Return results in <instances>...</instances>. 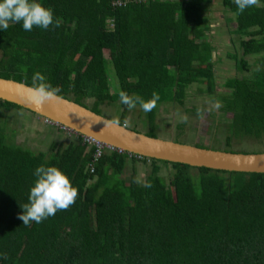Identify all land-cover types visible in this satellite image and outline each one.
Returning <instances> with one entry per match:
<instances>
[{
	"label": "trees",
	"instance_id": "obj_1",
	"mask_svg": "<svg viewBox=\"0 0 264 264\" xmlns=\"http://www.w3.org/2000/svg\"><path fill=\"white\" fill-rule=\"evenodd\" d=\"M38 2L62 23L25 31L22 22H10L0 29V78L34 87L40 73L44 83L60 89L58 96L102 115L112 100L111 64L120 92L145 101L158 95L146 113L150 137H157L161 105L184 107L196 83L214 93L215 49L203 18L212 0ZM222 4L233 15L230 33L240 36L243 52L241 58L229 55L242 77L229 80L231 93L221 99L231 116L224 150L235 152L234 138L264 137V0L242 14L234 0ZM260 55L254 68L246 60ZM120 104L125 116L128 108ZM0 106L31 113L1 99ZM119 121L123 125L124 117ZM6 141L0 128V264H264V174L138 161L117 152L95 161V148L81 135L38 153ZM128 161L150 164L144 184L123 178ZM41 165L62 170L78 197L69 209L23 225L22 206ZM166 167L172 169L169 182Z\"/></svg>",
	"mask_w": 264,
	"mask_h": 264
},
{
	"label": "rangeland",
	"instance_id": "obj_2",
	"mask_svg": "<svg viewBox=\"0 0 264 264\" xmlns=\"http://www.w3.org/2000/svg\"><path fill=\"white\" fill-rule=\"evenodd\" d=\"M203 8V18L207 19L210 25L206 32L207 40L215 49L213 52L216 54L213 59L214 93L208 91L207 84L196 83L188 88L184 107L176 103L161 105L157 114L156 134L158 138L164 140H176L182 144H199L209 149L224 150L226 148L227 125L231 116L222 111L225 103L221 99L231 93V89L227 86L229 80L242 77L235 60L229 56L232 54L238 58L242 57L241 38L239 35L230 33V28L234 27L233 15L224 8L222 0H212ZM105 54L108 57V52ZM261 57L262 55L250 56L246 57V60L254 68ZM108 72L112 86V100L110 105L101 107L102 115L112 120L127 118L130 121L128 127L147 132L149 124L146 121V112L140 106H136L131 111L128 110L124 116V108L120 104V99H117L120 88L111 64H108ZM88 103L91 105L92 101H88ZM187 109L191 111L187 113ZM36 117L41 118L43 120L41 122L44 123L41 125L39 119L28 121L24 119L23 112L6 110L0 106V128L5 132L7 144L29 148L38 153L47 152L53 142L67 145L68 140L77 139L75 134L68 133L66 130L55 129V132H52V129L57 127L52 126L54 127L52 128L47 124L46 119L38 115ZM185 117H187V122H183ZM183 125L184 128H181L180 126ZM232 146V149L238 153H263L264 137L261 140L249 137L234 138ZM132 163L134 162L128 161L127 166ZM149 165L148 163L142 165L143 167L138 165L139 168L129 167L123 178L129 181L131 176H134L139 183L144 184L150 173ZM162 173L169 182L172 169L166 167ZM192 173L196 174L197 171L193 170Z\"/></svg>",
	"mask_w": 264,
	"mask_h": 264
},
{
	"label": "water",
	"instance_id": "obj_3",
	"mask_svg": "<svg viewBox=\"0 0 264 264\" xmlns=\"http://www.w3.org/2000/svg\"><path fill=\"white\" fill-rule=\"evenodd\" d=\"M212 55L214 59L215 52ZM31 88L33 87L24 82L0 78V99L18 105L75 133L149 159L179 163L195 168L264 174V152H228L150 137L121 124L119 126L110 125L108 122L112 119L57 94L55 99L45 102L37 109L30 100L29 89Z\"/></svg>",
	"mask_w": 264,
	"mask_h": 264
},
{
	"label": "clouds",
	"instance_id": "obj_4",
	"mask_svg": "<svg viewBox=\"0 0 264 264\" xmlns=\"http://www.w3.org/2000/svg\"><path fill=\"white\" fill-rule=\"evenodd\" d=\"M234 3L241 14L252 6H260L259 0H234ZM10 22H22L25 31H31L34 27L47 30L50 26L59 27L62 18H56L54 11L44 7L38 0H0V29L7 30ZM36 81H40V83L36 84ZM44 81L45 77L36 73L33 77L34 87L29 89L30 100L37 109L45 102L55 99L56 93L60 91L59 88L53 89ZM119 99L129 111L139 104L141 109L147 113L157 106L159 97L153 93L152 98L145 101L139 95H129L127 92L121 91ZM183 122H187V117ZM108 123L120 125L118 119ZM129 125L130 121L126 118L123 126L128 127ZM34 174L37 179L30 190L29 203L22 206L23 214L19 216L23 225H30L32 222L41 223L48 217L54 216L57 211L69 209L75 204L78 197V189L59 168L41 165L35 169Z\"/></svg>",
	"mask_w": 264,
	"mask_h": 264
},
{
	"label": "built area",
	"instance_id": "obj_5",
	"mask_svg": "<svg viewBox=\"0 0 264 264\" xmlns=\"http://www.w3.org/2000/svg\"><path fill=\"white\" fill-rule=\"evenodd\" d=\"M119 5H123L122 3H118ZM47 124H49L50 126H55L57 128H60L61 130H66V132L68 133H71V134H75L77 137L80 135L78 133H75L74 131L64 127V126H61V125H58V124H55L51 121H47ZM83 137V142L84 143H87L88 145L90 146H93L95 148V161H97L98 159H100L105 153L109 152H117V153H120V154H127L129 159H136L138 161H144L146 159V157H143V156H140V155H136V154H132V153H128L122 149H118V148H115L113 146H108L100 141H97L91 137H86L84 135H81ZM89 169L90 171L93 173L94 172V166L93 164H91L89 166Z\"/></svg>",
	"mask_w": 264,
	"mask_h": 264
},
{
	"label": "crops",
	"instance_id": "obj_6",
	"mask_svg": "<svg viewBox=\"0 0 264 264\" xmlns=\"http://www.w3.org/2000/svg\"><path fill=\"white\" fill-rule=\"evenodd\" d=\"M16 112V111H15ZM23 117H24V119H26V120H28V121H30V120H34V119H39L40 121V123H41V125L44 123V122H41V121H43V120H41V118H39V117H36V115H33V114H31V113H23ZM52 127V126H51ZM52 128H54V127H52ZM55 129H60V128H54V129H52V132L54 131L55 132ZM61 132V131H60ZM59 132V133H60ZM141 132V131H140ZM142 133H145V132H142ZM70 141H72V140H68V143L70 142ZM128 164V163H127ZM138 165H140L141 167H143L142 165H146V164H144V163H142V164H140V163H137V162H134V163H132L130 166H127V168H129V167H133V168H139L138 167ZM127 170V169H126ZM134 171H135V169H134ZM137 174V173H136ZM132 177V176H131ZM131 179V178H130Z\"/></svg>",
	"mask_w": 264,
	"mask_h": 264
},
{
	"label": "bare ground",
	"instance_id": "obj_7",
	"mask_svg": "<svg viewBox=\"0 0 264 264\" xmlns=\"http://www.w3.org/2000/svg\"><path fill=\"white\" fill-rule=\"evenodd\" d=\"M118 3H122L123 5H125V3H123V2H116L115 3V5H117V6H122V5H119ZM215 59V58H214ZM45 119V118H44ZM46 121H50V120H48V119H46ZM149 159V158H148Z\"/></svg>",
	"mask_w": 264,
	"mask_h": 264
}]
</instances>
